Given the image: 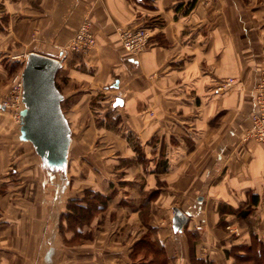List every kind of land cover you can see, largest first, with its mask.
I'll return each instance as SVG.
<instances>
[{
	"label": "crops",
	"instance_id": "0c3cea01",
	"mask_svg": "<svg viewBox=\"0 0 264 264\" xmlns=\"http://www.w3.org/2000/svg\"><path fill=\"white\" fill-rule=\"evenodd\" d=\"M83 19L95 43L64 58ZM126 26L147 28L145 50L122 47ZM33 51L61 60L55 83L71 141L65 169L43 189L40 156L0 106V264H132L140 235L156 239L154 211L175 207L188 215L190 264L189 218L202 210L216 229L222 203L258 208L264 242V143L246 137L264 72V0H0V102L14 84L3 64ZM84 189L110 193L106 208L79 234L61 229L67 201Z\"/></svg>",
	"mask_w": 264,
	"mask_h": 264
},
{
	"label": "water",
	"instance_id": "95a60500",
	"mask_svg": "<svg viewBox=\"0 0 264 264\" xmlns=\"http://www.w3.org/2000/svg\"><path fill=\"white\" fill-rule=\"evenodd\" d=\"M23 64L20 139L29 140L46 163L64 169L71 137L68 120L60 106L63 94L55 83L61 60L33 51L26 55ZM172 216L174 230L182 228L188 219V215L176 207Z\"/></svg>",
	"mask_w": 264,
	"mask_h": 264
},
{
	"label": "rangeland",
	"instance_id": "374dc122",
	"mask_svg": "<svg viewBox=\"0 0 264 264\" xmlns=\"http://www.w3.org/2000/svg\"><path fill=\"white\" fill-rule=\"evenodd\" d=\"M71 54H72L71 52L67 51V54L64 58H67ZM22 58H24V56ZM71 59H69V61ZM22 63H24V61H19L18 63H15V62H11L10 60H8L7 62L3 64L4 66H6L8 70L11 69L10 72L13 74L12 76L15 77L16 82L18 81V75L23 66ZM109 104H111V106L113 105L111 102ZM116 118L117 116H114V115L112 117L109 116L106 118L107 119L106 123L110 124L111 121L115 120ZM22 149L24 153L22 154V157H23V160H25L27 158V157H24L26 150L23 147ZM40 161L41 160L39 159V163L41 164V167H42L43 165ZM13 169L14 168H11L10 170L13 171ZM43 170L45 172L43 173V175L42 173H40V177H41V183L44 184L42 188L46 189L47 185L52 181V177L48 175L49 172H47L44 168ZM56 181L58 182V184H60V188L62 186V188L60 189L58 185V189H57L58 192L56 195H57V199L59 200L60 197H62L61 190L63 189L65 185L64 183L65 181L64 179L60 180L59 177L57 176H56ZM54 193H56V191ZM54 193L51 195L52 197L55 196ZM147 194L148 192L145 193V195ZM151 206L152 204L150 202L148 206H146V203L144 205V212L148 213V215L152 212L153 208L151 209ZM237 209L239 208H236L235 210ZM231 210L233 209L225 208L223 206V203L222 205L219 204L217 213L219 214L220 222L217 223L218 225L216 229H214L209 224L206 226L205 222H201L202 220H205L204 213L202 212V210L201 212L196 210L192 214L194 218L193 219L189 218V221L193 222L190 225V228H192L194 232L197 234L196 237H199V242H198L199 244L197 247L198 248L197 250L199 252L198 254L201 255V253L203 252L202 248H204L205 253H203L202 256H205L208 259L209 257L215 260L217 259L218 264H237L235 256L227 255L226 251L228 250L229 252L230 251L233 252V248L236 247L237 245H249L252 243V236H255V238L256 237L260 238V234H261L260 232H261L262 227H261V223L258 220L259 219L258 216L260 214L258 213V208H252L250 211V215L246 218H240L237 212H235L236 214L234 213L235 210L233 211ZM154 212H155L154 213L155 216L157 217L155 218L154 223L150 227L152 231H154L156 240H158L161 244L164 245L166 252L167 251L169 252L170 255L167 254L170 258L169 263L170 264H189V260L187 258V244L181 241V238H182L181 234L183 231L182 230L183 227L180 229H176V232L173 231L172 229V216H171L172 210L168 211L167 215L166 214L163 215L162 210L159 211L158 209H156ZM158 212H159L160 217L157 215ZM198 229L201 230L200 234H198ZM174 232L177 234L175 237L173 236L175 235ZM170 233L172 235H170ZM185 233H186V236L188 237L189 242L192 241L189 237L193 235L187 234V230L185 231ZM234 244H237V245L235 246ZM166 247L168 248V250Z\"/></svg>",
	"mask_w": 264,
	"mask_h": 264
},
{
	"label": "trees",
	"instance_id": "16d2710c",
	"mask_svg": "<svg viewBox=\"0 0 264 264\" xmlns=\"http://www.w3.org/2000/svg\"><path fill=\"white\" fill-rule=\"evenodd\" d=\"M40 160L47 172L57 170L62 172L64 170L49 165L43 158H40ZM110 196V193L103 194L95 190L84 189L83 195L77 198H71L67 201V210L60 216L61 219L65 220L66 224L61 225L60 228H71L75 230L76 234H79L78 229L85 224H89L97 213L106 208ZM256 202L257 196L252 195L250 203ZM251 209L252 207L250 204L244 208L239 207L234 213L237 212L240 218H246L250 215ZM218 222H220V220ZM187 234L193 235L189 237L192 241L188 243L190 244V264H215L214 260L199 257L195 254L196 233L187 230ZM226 253L227 255L235 256L237 264H264V242L257 237L255 238V236H252L251 244L237 245L233 248V252L227 250ZM129 257L132 259V264H170V258L167 255L164 245L158 240L151 238L150 229H147L146 232L141 234L138 240L133 244Z\"/></svg>",
	"mask_w": 264,
	"mask_h": 264
},
{
	"label": "built area",
	"instance_id": "2783aa9c",
	"mask_svg": "<svg viewBox=\"0 0 264 264\" xmlns=\"http://www.w3.org/2000/svg\"><path fill=\"white\" fill-rule=\"evenodd\" d=\"M91 20L83 19L73 37L63 46L66 51L88 52L95 43V35L91 30ZM122 47L129 53H137L146 49L150 34L147 28L142 26H131L118 28ZM17 78V77H16ZM234 77H228L221 82V87L231 86ZM253 98L255 100L254 108L250 114V125L246 132V137H252L257 142L264 143V72L260 74L253 85ZM21 89L22 80L18 75V81L14 77V84L8 95L0 102V106L13 110L15 118L19 117L21 110ZM149 114H152L149 111Z\"/></svg>",
	"mask_w": 264,
	"mask_h": 264
}]
</instances>
